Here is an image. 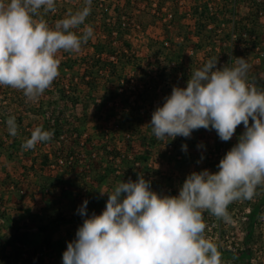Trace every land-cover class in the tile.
Wrapping results in <instances>:
<instances>
[{
	"label": "rangeland",
	"instance_id": "rangeland-1",
	"mask_svg": "<svg viewBox=\"0 0 264 264\" xmlns=\"http://www.w3.org/2000/svg\"><path fill=\"white\" fill-rule=\"evenodd\" d=\"M204 1L207 0H201ZM145 2L138 0V3L132 4L133 7L126 9L134 17L140 15L138 17L143 25L140 30H134L128 39L131 44L128 47L129 54L138 52L141 62L134 66L117 67L115 71L104 75L110 78L108 81L117 75L113 78L117 89L112 93L105 90L90 94L94 98L89 99L87 109L81 108L86 116L81 118L85 120V130L79 143L72 142V136L62 130L50 141L38 144L35 149H22L12 154L0 148V212L4 214L0 215V264H63L67 244L76 239V232L85 219L78 211L85 200L88 201V216L101 214L108 197L101 196L99 191L109 192L121 181H136L138 173L150 181L151 189L161 196H176L190 173L205 169L217 172L220 160L244 133L245 128L241 124L227 142L222 141L214 129L204 128L194 130L187 138L177 136L173 140L166 138L161 141L154 136L150 125L152 113L163 105L173 87H186L191 73L196 70L195 66L199 65V58L203 57V47L194 52V38L191 35L182 37L175 28L176 23L192 21L186 11L189 10L191 14L196 0H178L180 6L177 12L167 0L162 5L165 9H160L156 0H147L149 7ZM246 2L251 0H240L242 15L247 12L244 6ZM78 3L80 5L82 1ZM136 8L143 9V12L141 10L137 14ZM167 9L172 11L170 17L166 13ZM70 10L71 5L68 4L62 17ZM96 38H99L98 31L94 30L91 40ZM165 39L168 40L163 48L165 56L156 60L152 53L160 48ZM149 41L153 44L154 52L147 45ZM218 48L222 52L225 50V47ZM241 55L249 64V82L254 83L259 90H264V54L248 48ZM58 56L60 58V53ZM212 57L205 58L209 60ZM177 59L182 60L181 69L175 68ZM149 66H153V79L148 81L147 87L155 86L156 90L148 92L146 103L141 98L135 101L136 97L126 87L129 88V83L134 84L144 68ZM160 70H164L162 77ZM65 74L68 78L71 76L69 72ZM118 75L123 79L118 80ZM63 76L60 72L56 80L59 83L60 80L65 81ZM12 90L0 86V108L6 106L8 110V107H16L10 98ZM69 92L76 98V92ZM105 97L107 102L103 101ZM27 102L26 107L30 111L24 115L22 127L41 121L45 109H52L56 105L58 109L62 106H69L68 110L72 108L70 102L67 103L55 88L46 90L37 102ZM127 102L145 104L148 108V111L139 112L144 117L141 125L127 127V122H121L125 113L123 110L128 107ZM77 107L75 110L80 109V105ZM68 115L74 117L72 111L62 116ZM21 130L18 128L15 136L19 141L26 136ZM113 130H117L115 135ZM184 145H187L186 151L183 150ZM108 149L118 151L120 155L112 158V154L106 152ZM64 150L74 151L67 158L64 155L66 152L62 153ZM45 153L48 161L41 165ZM123 157L126 158L124 161ZM263 194L264 186H259L253 199L231 203L227 209L230 216L228 221L207 211L203 213L205 235L218 245L222 264H245L247 258L252 264H264ZM256 203L259 205L251 218L250 211ZM57 213L69 219L56 224L52 222L49 230L51 245L47 246L43 242L46 232L38 224L47 223L49 216Z\"/></svg>",
	"mask_w": 264,
	"mask_h": 264
},
{
	"label": "clouds",
	"instance_id": "clouds-1",
	"mask_svg": "<svg viewBox=\"0 0 264 264\" xmlns=\"http://www.w3.org/2000/svg\"><path fill=\"white\" fill-rule=\"evenodd\" d=\"M91 3L85 0L81 9L50 25L45 17L57 11V0H0V86L37 102L60 74L58 54L79 53L93 38L86 23ZM217 64L218 58H210L191 73L186 87H173L150 125L161 141L204 128L227 142L243 124L244 133L219 170L190 173L176 196L153 191L140 173L136 181L99 191L108 197L106 207L88 216V201L83 202L78 211L85 219L67 244L63 264H222L218 245L205 235L203 213L228 221L231 203L253 199L264 186V90L249 82L245 58L237 57L234 67ZM6 123L16 136V118ZM53 135L36 126L22 148L35 149Z\"/></svg>",
	"mask_w": 264,
	"mask_h": 264
},
{
	"label": "trees",
	"instance_id": "trees-1",
	"mask_svg": "<svg viewBox=\"0 0 264 264\" xmlns=\"http://www.w3.org/2000/svg\"><path fill=\"white\" fill-rule=\"evenodd\" d=\"M64 1V2H63ZM82 3L72 2V0H57V11L55 13H49L45 17V19L48 21L50 25L54 24V19L57 16L64 15L65 9L67 8L68 4L71 5L70 11H77L81 9L84 6L85 0H80ZM146 5L149 7V2L145 0ZM165 0H156L158 7H161L163 5V2ZM171 2V4L174 7V11L177 12V8L180 6L178 0H168ZM63 2V3H62ZM134 2L138 3V0H92L91 3V14L87 17L86 23L90 24L94 30L98 31V37L95 40H89L86 44L82 46V49L79 53H69V52H61L60 53V65H59V71L62 73L63 79L59 81L55 80L53 82V85L51 89H57L58 93L61 94V96L68 102H70V110H68L69 106H62L66 108H57V105L54 106L52 109H45L43 110V118L41 121H36L34 125L26 124L27 127L23 126V117L26 115L27 111H30L29 108L26 107L28 102L25 99V96L22 92L12 90L10 93H12L11 97L13 99V102L15 103L16 107L14 109H10L8 107V110L4 106L3 108H0V148H3L4 150L10 151L12 154L16 151L22 150V144L26 139H29L31 136V131L36 126H43V129L46 131H52L54 135H58L60 131L65 130L63 132L69 133L70 136H72V142L79 143V138L83 134L85 127H83V124L85 120L81 119L86 116L85 112L81 110V108L87 109V103L89 99H92L94 94L100 91L108 90L110 93L115 91L117 89V85L114 84V79L117 75H113L112 80L108 81L110 78L107 75L111 70L115 71L117 67H125L127 65L134 66L138 62L140 63L141 56L136 53H130L129 48L131 46L129 42V36H131L132 32H135L134 30L138 29L140 30V27L143 26L141 20H139L140 15H137V17L132 16L128 11L126 10L129 7L134 4ZM250 5H247V12L244 17V23L243 25H247L246 22H252L255 24L257 14L256 12H253ZM133 7V6H132ZM142 10V11H141ZM160 10V9H158ZM137 14L141 11L143 12V9L136 8ZM130 14V15H129ZM146 14V13H145ZM178 15V14H176ZM191 20L190 22L186 23H176L175 28L176 32L180 34L182 37H187L188 35H191L194 40L196 41L194 43V52L198 51V48H202L203 51V58L210 57L212 55V47H209V45L212 44L213 41V33L212 29L208 27V22L210 19H215V15L211 13V11L208 8L207 1L201 2V0L195 2L193 4V8L191 10ZM221 16H224V12H222ZM249 18V19H248ZM246 19V20H245ZM248 19V20H247ZM83 27V26H81ZM251 28V27H250ZM254 28V27H253ZM182 33V34H181ZM187 39V38H186ZM166 40V39H165ZM163 44L160 45V48L155 50V52L152 50L153 44L149 41L147 45L150 46L152 52V56L158 60L160 57L165 56V51L163 48L164 46V40H162ZM162 47V48H161ZM201 50V49H200ZM179 56V54H178ZM191 56V55H190ZM197 56V54H196ZM198 59V58H197ZM196 59V60H197ZM178 64L177 67L181 69L182 60L177 59L176 60ZM198 67L195 66V69ZM161 77L164 75V70H160ZM177 71V69H175ZM66 72L71 73V76L69 78L66 76ZM179 72V70H178ZM118 80H122V76L118 75ZM153 79V66H149V68H144V70L141 72L140 77L136 80V82L129 83V88L126 87L127 90H130L131 95H134L136 97L135 101L137 99H142L144 103L148 101V92H151L152 90H156L155 86L147 87L148 81H151ZM74 80V81H73ZM109 82H112L111 84H108ZM130 82V80H128ZM72 86L70 87V85ZM69 87V89H68ZM72 89V90H71ZM68 91V92H67ZM69 91H72L73 93L76 92V98H73ZM94 98V97H93ZM128 100V99H127ZM104 102H107L108 99L106 97L103 100ZM150 103H153L152 100H149ZM134 103L127 102V109L123 110L124 116L121 120L124 122H127V127H130L131 125L137 127L141 125L144 122V117L139 113L143 110L148 111V108L145 107V104L143 105H133ZM77 105H80L79 110ZM137 106V107H136ZM77 107V108H76ZM143 107V108H142ZM19 108V110H16ZM10 109V110H9ZM60 110V111H59ZM73 113L74 117L71 118V116H62L67 112ZM137 111V112H135ZM35 112V111H33ZM10 116H14L16 118V123L18 125V128H22V132L26 134L24 138L19 141L15 136H11L8 132L7 128V119ZM72 120V121H71ZM61 127V128H60ZM116 129V128H115ZM114 135L117 132V130H113ZM73 132H75V135L73 136ZM53 135V136H54ZM77 135V136H76ZM114 135L111 134L113 137ZM12 137V139H11ZM74 150H64V155L69 158L70 154ZM108 154H112V158H116L118 155H120V152L118 151H112V149H108L106 151ZM11 154V155H12ZM60 158V157H59ZM126 158L123 157L122 160L124 161ZM48 161L47 154H43V159L41 161V165L46 164ZM264 198V194H263ZM258 203H256L251 212V218H253L256 209L258 207ZM1 216H4L3 212H0ZM49 221L46 223H39L38 226L45 231V236L43 238L44 244L47 246L51 245L49 230L50 225L52 222L54 224L67 221L69 218L62 216L60 214H55L52 216H49ZM250 248V247H249ZM35 253V252H33ZM245 264H252L250 259L247 258L244 260Z\"/></svg>",
	"mask_w": 264,
	"mask_h": 264
},
{
	"label": "built area",
	"instance_id": "built-area-1",
	"mask_svg": "<svg viewBox=\"0 0 264 264\" xmlns=\"http://www.w3.org/2000/svg\"><path fill=\"white\" fill-rule=\"evenodd\" d=\"M248 4L253 12H256L257 18L255 24L246 22L245 26L243 25L244 17L240 14V0H207L209 10L216 14L215 19H210L207 24L212 29L214 42L208 48H213L212 55L218 58V68L234 67L237 57H241V54L248 48L264 54V32H262L264 29L262 28L264 27V0H251ZM163 8L164 6H161L160 9ZM222 12L224 16H221ZM166 13L169 17L172 15L170 9H167ZM186 14L190 15L189 10ZM62 18V15L57 16L53 22ZM164 43L167 44L168 40H164ZM218 47H225L224 52ZM207 61L208 59L200 57L198 69L202 68Z\"/></svg>",
	"mask_w": 264,
	"mask_h": 264
},
{
	"label": "crops",
	"instance_id": "crops-1",
	"mask_svg": "<svg viewBox=\"0 0 264 264\" xmlns=\"http://www.w3.org/2000/svg\"><path fill=\"white\" fill-rule=\"evenodd\" d=\"M79 0H72V2H75V3H78ZM168 1V0H167ZM196 1H199V0H196ZM165 2V1H164ZM249 3V2H248ZM248 3L246 2V4H244V6L247 8V5ZM69 5H72V4H69Z\"/></svg>",
	"mask_w": 264,
	"mask_h": 264
}]
</instances>
